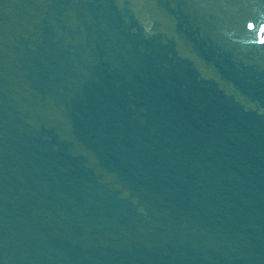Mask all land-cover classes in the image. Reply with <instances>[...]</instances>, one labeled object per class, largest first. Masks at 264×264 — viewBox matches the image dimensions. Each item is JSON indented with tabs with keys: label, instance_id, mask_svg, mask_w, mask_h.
Wrapping results in <instances>:
<instances>
[{
	"label": "water",
	"instance_id": "95a60500",
	"mask_svg": "<svg viewBox=\"0 0 264 264\" xmlns=\"http://www.w3.org/2000/svg\"><path fill=\"white\" fill-rule=\"evenodd\" d=\"M0 264H264V0H0Z\"/></svg>",
	"mask_w": 264,
	"mask_h": 264
}]
</instances>
